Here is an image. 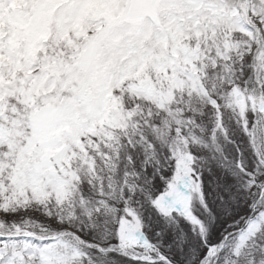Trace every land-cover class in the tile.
<instances>
[{
  "label": "snow or ice",
  "instance_id": "obj_1",
  "mask_svg": "<svg viewBox=\"0 0 264 264\" xmlns=\"http://www.w3.org/2000/svg\"><path fill=\"white\" fill-rule=\"evenodd\" d=\"M0 264H264V0H0Z\"/></svg>",
  "mask_w": 264,
  "mask_h": 264
}]
</instances>
